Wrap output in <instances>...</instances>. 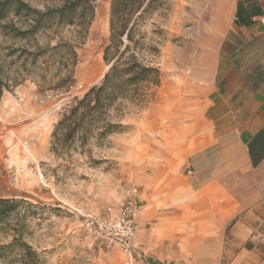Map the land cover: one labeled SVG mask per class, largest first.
<instances>
[{
	"label": "crops",
	"instance_id": "1",
	"mask_svg": "<svg viewBox=\"0 0 264 264\" xmlns=\"http://www.w3.org/2000/svg\"><path fill=\"white\" fill-rule=\"evenodd\" d=\"M224 8L143 155L135 264H264V0Z\"/></svg>",
	"mask_w": 264,
	"mask_h": 264
},
{
	"label": "rangeland",
	"instance_id": "2",
	"mask_svg": "<svg viewBox=\"0 0 264 264\" xmlns=\"http://www.w3.org/2000/svg\"><path fill=\"white\" fill-rule=\"evenodd\" d=\"M32 3L41 10L45 6L42 0ZM226 3L166 0L153 15L145 16L140 31L145 42L159 50L155 62L161 84L140 110L122 120L121 133L110 136L100 147L90 145L85 153L56 156L51 152V134L62 106L98 84L107 71L103 50L109 38L110 0L97 1L88 36L77 51L80 61L68 93L41 90L30 79L3 92L0 198L15 199L19 204L14 216L0 227V264H122L118 252L92 241L83 222L106 209L117 210L130 189L136 190L135 199L141 204L146 170L143 155L155 152L159 109L170 99L173 78L187 73L195 44L207 26L218 23ZM38 40L39 45L44 44L43 37ZM10 44L0 39V55ZM150 167L147 165L148 171Z\"/></svg>",
	"mask_w": 264,
	"mask_h": 264
},
{
	"label": "trees",
	"instance_id": "3",
	"mask_svg": "<svg viewBox=\"0 0 264 264\" xmlns=\"http://www.w3.org/2000/svg\"><path fill=\"white\" fill-rule=\"evenodd\" d=\"M32 1L0 0V39L11 43L0 55V97L24 79L57 94L68 93L75 84L77 51L88 36L98 0H42V10ZM164 1L110 0L109 38L103 50L107 71L98 84L62 106L50 142L56 156L102 146L124 130L122 120L140 110L159 88V50L145 42L140 28L145 16L153 15ZM64 31L67 36L62 37ZM40 37L43 45L38 44ZM18 204L0 198V227L14 216Z\"/></svg>",
	"mask_w": 264,
	"mask_h": 264
},
{
	"label": "built area",
	"instance_id": "4",
	"mask_svg": "<svg viewBox=\"0 0 264 264\" xmlns=\"http://www.w3.org/2000/svg\"><path fill=\"white\" fill-rule=\"evenodd\" d=\"M258 22L264 26V12ZM135 195V189L128 190L117 210L106 209L100 215L87 216L83 222L92 241L118 252L123 258L122 264H135V240L141 214Z\"/></svg>",
	"mask_w": 264,
	"mask_h": 264
}]
</instances>
